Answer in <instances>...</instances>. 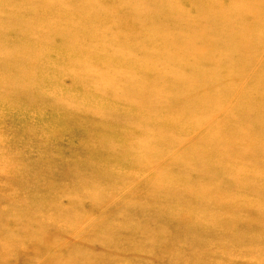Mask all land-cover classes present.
Returning a JSON list of instances; mask_svg holds the SVG:
<instances>
[{
	"label": "rangeland",
	"instance_id": "1",
	"mask_svg": "<svg viewBox=\"0 0 264 264\" xmlns=\"http://www.w3.org/2000/svg\"><path fill=\"white\" fill-rule=\"evenodd\" d=\"M134 1L0 0V264H264V148L224 129L264 130V45L234 56L245 65L228 76L243 86L234 98L205 95L220 82L212 76L202 85L199 63L182 71L193 90L170 110L166 94L152 98L140 87L135 54L109 29L111 19L119 25L140 6ZM142 1L154 6H141L148 16L166 15L155 19L157 29L169 31L173 14L191 15L199 3L214 41L247 32L239 23H210L233 14L240 0ZM262 13L253 20L258 28L247 27L250 39L264 34ZM157 32L150 42L168 52ZM151 68L161 75L165 66ZM201 91L208 107H232L233 125L219 123L222 116L206 125L221 110L202 109ZM215 133L241 143L225 155ZM161 213L164 220L148 222ZM178 218L192 230L165 225L185 227ZM154 227L180 231L182 253L172 240H157Z\"/></svg>",
	"mask_w": 264,
	"mask_h": 264
},
{
	"label": "bare ground",
	"instance_id": "2",
	"mask_svg": "<svg viewBox=\"0 0 264 264\" xmlns=\"http://www.w3.org/2000/svg\"><path fill=\"white\" fill-rule=\"evenodd\" d=\"M131 1L135 3L134 0ZM240 1L241 2L239 8L237 10H234L233 14H227L223 16L222 21L215 20L214 17H212L210 23L212 24L211 26L215 24L218 25L223 24L225 27H227V25H229L230 23H234V24L239 23L242 24L243 26H246L247 32H243L241 34L238 32H228V33L224 32L221 36V39L217 41L213 40L216 39L217 37L209 31L208 25L202 24V20H200V16L202 15V9L197 8L198 6L197 4L199 3H195L196 6H194V10H193L194 12L191 15L189 14V12L183 10L176 12V14H173L168 22L169 31H164L161 29H157L155 23L156 20L159 21L165 20L166 15L163 16L157 15L155 17L148 16L147 14L144 13V10L141 9V6L144 8H150L154 6L151 5L150 7H147V5H145V2L141 0L140 6L136 5V7H134L133 10L127 12L124 16L121 15L122 21L120 22L119 25H117L115 20L111 19V22L109 24L110 25L109 29L116 30L117 38L113 39L115 42L125 45L126 51L130 52V54H135L136 57H134V59L131 60L133 61V64H136L135 66H133L135 67L134 75H136V78L139 79V84L141 85L140 87L143 86L147 87L148 91L152 95V98H157V93L161 94L163 92L162 94H166L167 95L166 100H167V104H169L170 110L177 108L178 107L177 104L179 103V100H181V98L185 94L189 95V92L192 89L191 84L186 82V80L189 79L187 78V76L184 77L182 75V71L189 72L192 66H194L195 64H197L198 66L199 63L200 65L202 64V67H200L202 69V74L197 75L196 78L199 80L202 79V85L206 84V81L210 79L212 76H214V79H217L220 82L217 85L211 86L210 89H206L204 86L206 90L204 89L202 90L205 91V95L208 96L210 94L215 95L216 100L220 101L222 96L224 97L222 93L225 92L226 94H230L234 98V93L238 94L241 87H243L239 82H233L235 84H238L239 86L234 84L230 85L231 79L229 80L228 76H230L231 73L236 70V68H234L233 66H236L237 68L238 67L245 68L244 63L241 62L240 64H238L237 61L234 59V56L237 53L242 52V50L248 49L250 46L264 45V34L259 33L258 38L250 39V37H252L251 36L252 33H254L255 31L251 32L247 28L249 25L251 27L258 28L256 24H253V20L255 18L257 10L263 12L260 15H264V9H260V7H264V4H261L258 1L253 2V0H240ZM97 14H99L100 17L99 22L101 23V25L107 24L106 21L107 12L105 11L98 12ZM226 16H230V17L233 16L232 18L234 19L230 21H225L224 18ZM9 19H11V17H9L8 15L7 20ZM193 19L197 20V25L195 27H192L190 23L191 20ZM200 25H202V30H198L200 28ZM131 26H134V28H139L140 32H137V34L136 32L133 33L132 29L130 28ZM157 31L164 32L162 38L165 36L163 39L167 40L165 42L168 43L167 44L169 47L168 52H164L160 48H156L155 42H150L152 38L158 37ZM189 35L191 36L189 37ZM143 41H147V42L149 41V44H147L148 46H146L145 48H142V46H145L141 44V42ZM200 43H202V45ZM198 44L200 45L198 46ZM198 58H199V62H195L197 61ZM247 62H251V60H247ZM159 63L165 66V69L161 75L158 73V68L148 69L149 66L152 67L158 66ZM209 74L211 75L210 77L207 76ZM148 78H151L154 81V83L149 82ZM237 80L243 82L246 79L242 78ZM164 81H167L168 83L166 84L164 83ZM178 86H181V88H179ZM135 91L138 92L139 90H135ZM174 91H177V94L173 98L172 96L169 95L170 93L173 94ZM128 93L132 94V92H128ZM200 93L202 94V91ZM208 96L206 98L207 102L210 97ZM206 100L204 99L202 94V109L206 108L208 110V108H211L213 111L214 110L217 111V109L221 110L220 114H217L214 118L213 117L210 118V120L206 122V125L216 121V118L219 116H222V118L218 121L219 123L226 124L229 121H231V125H233L234 117L232 116L231 106H228L227 108L223 106L212 108V107H208L209 105L206 102ZM141 101L142 102L140 105H142L143 107L144 105L142 103L146 102V100H141ZM155 102L156 99L154 100V103ZM250 107L252 112L253 111L256 112L255 107L257 106L253 104L252 106L250 105ZM190 109L195 110L196 112L198 108L191 105ZM155 110L157 109L155 108ZM151 117L148 116L142 117V122L145 121L151 122L153 120L151 119ZM166 119L169 120V117H166L165 120ZM203 126L204 125H202V127ZM239 127L229 128L228 125H225L224 129L226 132L230 131L233 136L241 135L240 136L241 138L248 136L250 137L251 141L252 140L254 141V145H261L264 148L263 144L261 143V140L264 137V130L262 129V127L255 128L253 126H249L248 124L241 125ZM220 134L218 135L216 134L218 137H216V140H212V142L218 141V144L220 145L219 150L225 152V155H228L225 150L226 146L230 145L233 146L234 148L238 143H241L239 140L240 137H238V139L235 141L232 138L233 136L222 138L220 137ZM254 151L257 152V150ZM254 155L257 154H251L248 155V157L250 158L253 157ZM236 156L237 154H235V157ZM230 157H232V153L230 154ZM204 175L213 177L212 171L209 172L208 170L205 171ZM217 184L218 183H216V185ZM133 218L136 219L135 216ZM164 219H165L164 214L161 213V214H156L155 217L151 219V221L150 219H148V222L155 224L156 222H159L160 220H164ZM178 220L185 227L183 228L179 227L176 225V222H172V221L171 222L164 221V222L166 226L181 228V230L185 229L187 231L188 229L187 223L179 218ZM154 228L156 229L155 231L159 233V235L157 236V240H160L163 237L172 240L173 242L171 241V243L176 247H178L182 253V251L186 247V244L184 243V240H180V236H179L180 231H178V234L175 235L171 233L167 234L166 231H163L161 228H156V227ZM191 230H192V226L189 227L188 232H190Z\"/></svg>",
	"mask_w": 264,
	"mask_h": 264
}]
</instances>
